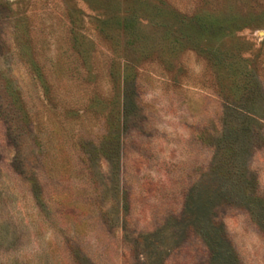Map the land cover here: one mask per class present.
<instances>
[{
	"label": "rangeland",
	"instance_id": "obj_1",
	"mask_svg": "<svg viewBox=\"0 0 264 264\" xmlns=\"http://www.w3.org/2000/svg\"><path fill=\"white\" fill-rule=\"evenodd\" d=\"M0 264H264V0H0Z\"/></svg>",
	"mask_w": 264,
	"mask_h": 264
}]
</instances>
